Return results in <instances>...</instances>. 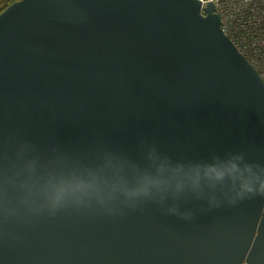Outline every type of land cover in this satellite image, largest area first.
Listing matches in <instances>:
<instances>
[{
	"label": "water",
	"instance_id": "1",
	"mask_svg": "<svg viewBox=\"0 0 264 264\" xmlns=\"http://www.w3.org/2000/svg\"><path fill=\"white\" fill-rule=\"evenodd\" d=\"M262 183L264 82L213 4L0 13V264H264Z\"/></svg>",
	"mask_w": 264,
	"mask_h": 264
},
{
	"label": "built area",
	"instance_id": "2",
	"mask_svg": "<svg viewBox=\"0 0 264 264\" xmlns=\"http://www.w3.org/2000/svg\"><path fill=\"white\" fill-rule=\"evenodd\" d=\"M204 8L213 4L221 29L237 50L255 68L264 82V0H198ZM202 15L203 12H202ZM261 67V64L259 65Z\"/></svg>",
	"mask_w": 264,
	"mask_h": 264
},
{
	"label": "trees",
	"instance_id": "3",
	"mask_svg": "<svg viewBox=\"0 0 264 264\" xmlns=\"http://www.w3.org/2000/svg\"><path fill=\"white\" fill-rule=\"evenodd\" d=\"M15 1L17 0H0V13Z\"/></svg>",
	"mask_w": 264,
	"mask_h": 264
},
{
	"label": "clouds",
	"instance_id": "4",
	"mask_svg": "<svg viewBox=\"0 0 264 264\" xmlns=\"http://www.w3.org/2000/svg\"><path fill=\"white\" fill-rule=\"evenodd\" d=\"M246 190H251L250 188H248V186H245ZM261 190H264V183L261 184Z\"/></svg>",
	"mask_w": 264,
	"mask_h": 264
},
{
	"label": "rangeland",
	"instance_id": "5",
	"mask_svg": "<svg viewBox=\"0 0 264 264\" xmlns=\"http://www.w3.org/2000/svg\"><path fill=\"white\" fill-rule=\"evenodd\" d=\"M261 64V67L259 66ZM260 64H257L256 66L258 67V69L260 70V69H262V67H263V65L264 64H262V63H260Z\"/></svg>",
	"mask_w": 264,
	"mask_h": 264
}]
</instances>
